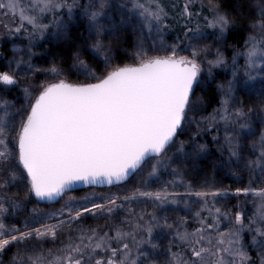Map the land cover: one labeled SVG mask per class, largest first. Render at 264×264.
Returning a JSON list of instances; mask_svg holds the SVG:
<instances>
[{"label":"snow or ice","instance_id":"snow-or-ice-1","mask_svg":"<svg viewBox=\"0 0 264 264\" xmlns=\"http://www.w3.org/2000/svg\"><path fill=\"white\" fill-rule=\"evenodd\" d=\"M194 2L185 0L182 18H199L200 13L191 10ZM205 6L209 15L203 17V27L211 29L222 44L237 20L221 11L219 0H208L207 5L201 2V9ZM255 7L257 19L248 23L251 32L243 51L232 57V79L217 86L219 107L203 116L204 100L195 95V89L202 86L203 64L207 63L211 76L214 68L228 63L220 47L213 59L207 58L211 49L207 44L201 47L200 42L208 36L199 26L184 33L187 44L183 50H190L189 55L180 54V44L166 45L163 30L168 13L161 0H31L27 13L18 11V0H0V15H18L21 21L15 29L5 24L9 33H19L24 24L32 29L25 53L29 59L14 57L9 62L10 68L14 63V70L0 71V86L5 88L27 81L21 89L25 102L19 107L0 97V264L12 248L15 251L8 264H264V187L254 188L250 183L236 189V196L256 198L255 210L247 216L243 211L230 214L216 207V198L226 196V191L194 190L183 178L187 162L209 151L208 144L199 139L201 130L216 129L222 121L223 143L218 136L212 139L229 154V161H239L243 159L242 140L255 136L254 119L264 125V103L257 113L235 94L240 56L245 61V87L257 77L264 81V3ZM49 15L52 24L43 23ZM53 25L57 39H67L73 26L83 25L86 50L94 54L93 59H102L104 70L98 74L82 50H77L72 55V70L84 77L82 82L60 78L62 69L55 65L45 70L54 79L39 84L29 81L26 73L38 71L30 62L31 41L36 35L43 38ZM128 28H139L142 34L146 29L149 38L155 31L164 54H152L157 52L156 41L146 46L140 39L131 63H114L113 40L118 43L120 33ZM259 96L264 101V89ZM193 123L195 134L178 141L186 125ZM251 149L255 158L247 159L245 166L264 175V130ZM146 163L150 170L140 177V186L122 198L106 197L104 203L85 198L91 207L69 199L59 218L48 216V220L56 218V223L36 217L25 221L23 230L6 223L9 213L14 215L21 206L19 192L9 195L13 187H26L25 200L34 196L38 201H52L77 183L120 184ZM162 168L179 178L185 193L169 191L167 186L147 190ZM169 184L174 188L177 181ZM191 197L200 204L194 213L199 226L191 231L183 217L169 223L167 216L131 207L140 201H151L154 207L183 202L188 207ZM85 214L107 222L85 227L81 223ZM169 236L168 246L162 248L158 240ZM249 249L256 251L258 262Z\"/></svg>","mask_w":264,"mask_h":264},{"label":"trees","instance_id":"trees-1","mask_svg":"<svg viewBox=\"0 0 264 264\" xmlns=\"http://www.w3.org/2000/svg\"><path fill=\"white\" fill-rule=\"evenodd\" d=\"M18 2V11L22 9L27 13L30 9L31 0H18ZM80 2L86 3L87 0H80ZM115 2L119 3L121 2V0H115ZM184 2L185 0H161L162 5L165 7V10L168 13L167 18L164 21V24H166L167 27L163 30V40L165 44H180V54L189 55L190 50H183L185 45L187 44L184 33L188 28H192L193 30H195L199 26L201 30L204 31L208 36L207 39L200 42L201 47H203L204 44H207L211 49V51L208 53L207 58L213 59L216 48L220 47L228 63L227 67L214 68L212 70L211 76H209L208 74L207 63L205 62L203 64L204 70L200 77L202 86L195 89V95L197 97L203 98L204 111L201 114L203 116H207L212 113L215 108L219 107L218 100L220 97V93L217 91V86L232 79V57L236 51H243L244 42L251 32V29H249L248 27V23L250 20L257 19V8L255 7V4L258 3L259 0H219L221 11L227 12L230 17L237 20L236 26L231 28L224 38V40L230 41V45L228 46H223L221 43H219L216 40V36L212 34L211 29H204L203 27L205 23L203 17L208 16L209 12L206 6L201 9L200 4L201 2H203L205 5H207L208 0H195L191 10L194 13H200V16L199 18H197L196 15H193L190 20L182 18L180 15ZM213 2H215V0H213ZM42 22L45 24H52L51 15H49ZM20 23L21 21L18 15H10L0 22V71L14 70V66H12V68L9 67V62L14 61V57L19 58L20 56H24L25 60L29 59V57L25 55V53L27 52L29 47L30 38L28 33L32 31L31 26L24 24L19 33H16L14 31L12 33H9V31L4 27V25L7 24L9 28L15 29L16 27L20 26ZM54 32L55 26L53 25L48 30V32L44 34L43 38H40L39 35H36V37L32 39V55L30 57V62L35 63L34 66L36 69H38V71H36L34 75H29L28 80L35 81L37 84H39L47 80L54 79L52 75L47 73L45 70L55 65L62 69V76L60 78H66L69 82L72 83L82 82L84 80V77L82 75H78L76 71L72 70V55L74 52L79 50V46L83 44V42H85L87 32L85 31L84 26L81 25L79 28L73 26L67 39L55 38L53 35ZM140 39L144 40L146 46H150L153 41H156L157 52L152 54H164L163 51L159 50L160 36H158L155 31L149 38L146 29L142 34L139 28H137L136 30L128 28L127 31L120 33L118 43L113 40V56L115 57L114 63H131V53L135 50L136 44ZM181 41H183L184 43H181ZM44 51H46L47 53H44ZM93 55L94 54L87 51L86 48L85 50L82 49L83 58L88 60L89 63L95 65L96 71L99 74L104 70V64L102 62V59H93ZM40 57L41 60H39ZM43 58L47 60L48 64H46L47 62H45ZM244 63L245 61L243 56L237 58V80L239 81V84L237 86L235 94L239 100H242L244 102V106L246 108H256V111L258 113L260 110L259 106L264 103V101H262L259 96L260 91L264 89V81H262L260 77H257V79L254 81H248V87H245L244 81L247 78L243 75ZM24 67H26V65H22V68ZM22 81L23 80H21V83L16 86H10L7 88L0 86V97L5 98L10 103H12L14 102L13 97L18 95V100H16L15 105H21L22 103H24L25 101H20L23 99L21 89L23 87V84L27 81H25L24 83ZM196 119L199 120L200 116L198 115ZM262 130H264V125L261 124L259 119H254L253 131L255 132V136H249L247 140H242L244 149L241 153V156L243 157V159L239 161H237L235 158L229 161V154L226 151L222 152L220 150V145L212 139L213 136H218L220 139V144L223 143L225 129L223 127L222 121L219 123L216 129H211L208 131L201 130L199 139L201 140V142H205L208 144L209 151L208 153L196 158L195 160H190L187 162L185 166V175L183 177L184 180L186 182H191L194 190L211 188V190L214 191H226V196L216 198V200L218 201V203H216V207H220L222 210L228 211L230 214H234L236 211H243L247 216H251V214L255 210L254 203L256 202V198L252 197L251 195H249L248 197H245L244 195L236 196L235 191L237 188L248 187L250 183L254 188L264 187V175L261 174L260 170H250L245 166V162L247 159L255 158V155L252 153L251 145L255 139H258L259 134ZM196 131L197 129L195 123L186 125L183 133L178 135L177 139L178 141H186L188 140L189 136L194 135ZM169 155H171V152L169 153ZM191 163L196 164V166L193 165L194 167H191ZM139 171H137L134 176H136ZM134 176L129 181L124 183V185L129 189L125 191V193L123 192L122 195H120L121 198L135 188L133 185ZM153 179L154 182H150L147 188V190L149 191L159 190L165 186L168 187L169 191H175L181 194L185 193L186 191V188L179 184V178L174 177L170 169L162 168L160 170L159 178ZM174 179L177 181V186L173 188L172 185L169 184V182ZM14 188L15 187L10 190L9 195L14 194ZM19 188V199L21 202V206L14 215L11 212L9 213L10 219L16 218V216L18 217V228H21V230H23L24 222L32 221L36 217H42L44 218L45 222L48 223H56V218L48 220V216L52 214L44 213L38 210L47 203H39L35 201L33 196L25 200L24 197L27 189L23 186H19ZM76 192H81V190ZM84 203H87L88 206L90 204L88 201ZM131 207H133L136 211L144 209L147 212L155 211L157 216L160 217L167 216L169 223H173L183 217L187 220V224L185 226L189 231L199 226L194 218L195 211L199 210L200 208L197 203V198L195 197L188 198V207H185V204L183 202L178 205L167 204L163 207H154L151 201L133 202L131 204ZM33 213L36 214L35 217L33 216ZM55 214L56 217L59 218V213ZM118 215L123 216V213H119ZM203 215L207 216V213L205 212L203 213ZM82 221L84 222L83 225L85 227L103 226L107 222L104 218H93L91 215L84 217ZM226 223L227 221H224L222 223L221 230H224V224ZM169 239H171L170 236L160 239L158 240V242L161 244L162 248H166L168 246ZM247 239L248 238L246 234V240ZM177 250L178 246H174L173 251ZM13 251H15L14 248H12L7 255L2 257L4 264H8L9 257L11 256V252ZM249 254L252 256L253 260L258 262L257 255L253 254L251 251H249ZM161 259H163V257H161Z\"/></svg>","mask_w":264,"mask_h":264},{"label":"rangeland","instance_id":"rangeland-1","mask_svg":"<svg viewBox=\"0 0 264 264\" xmlns=\"http://www.w3.org/2000/svg\"><path fill=\"white\" fill-rule=\"evenodd\" d=\"M258 3H264V0H259ZM0 16H1L0 17V22L3 21V19H6L3 15H0ZM222 45L223 46H228V45H230V41L229 40H227V41L224 40ZM85 48H86V44H85V42H83V44H81L79 46V50H82V49L85 50ZM45 52L46 51H44V53ZM39 60H41V57L39 58ZM43 60H45V62H47L46 59L43 58ZM39 62H42V61H39ZM32 64H33V66L35 65L34 62H32ZM46 64H48V62ZM13 66H14V63H13ZM31 74L32 73H26L27 77L29 75H31ZM22 75H24V74L22 73ZM22 82L24 83L25 81L23 80ZM8 87H10V86H8ZM22 96H23V99L20 100V101L24 102L25 100H24L23 92H22ZM16 100H18V95L13 97V101L14 102H12V103L15 104ZM19 106H20V104H16V107H19ZM193 165L196 166V164H192V163H191L190 166L194 167ZM148 170H150L149 169V165L145 164L143 169L140 170L139 173L136 176L133 175L134 176V179H133L134 180L133 181L134 187H137L139 185L140 177L143 176V175H146ZM128 189L129 188L126 187L124 184H121V185L114 186L113 188L112 187L111 188H99V189H97V188H87V189L81 190V192H68L62 198L59 197L54 203H47V204L43 205L42 208H40L38 210L41 211V212H44V213H50V214L57 213L58 214L60 212L61 208L66 203V201H68L69 199L75 200V201H77L79 203H84V202H86L85 198H88V201H94L96 203H104L105 202L104 199L106 197H111V196H119L120 197V195H122L123 192L125 193V191H127ZM19 190H20L19 186L15 187L14 188V193L19 192ZM198 205L200 206L199 203H198ZM89 207H91V203L89 204ZM86 216H89V214H85V217ZM17 218H18L17 216H16V218H12V219L9 218L6 221V223L9 224V225H13L14 224V225L18 226L19 221L17 220ZM84 220H86V219H84ZM81 223L84 224L83 221H81ZM249 251H251L253 254L257 255L255 250L249 249Z\"/></svg>","mask_w":264,"mask_h":264},{"label":"water","instance_id":"water-1","mask_svg":"<svg viewBox=\"0 0 264 264\" xmlns=\"http://www.w3.org/2000/svg\"><path fill=\"white\" fill-rule=\"evenodd\" d=\"M134 174L135 173H132L126 181H123L120 184H113V185H107V184H104V185H99V184H97V185H87V184H83V183H77L76 185L73 186L72 190L69 191V192H76V191L84 190V189H87V188H97V189H99V188H107V187H113V186L121 185V184H124L127 181H129ZM33 198L39 203H54L59 197L56 198L55 200H52V201H48V200L38 201L34 196H33Z\"/></svg>","mask_w":264,"mask_h":264}]
</instances>
